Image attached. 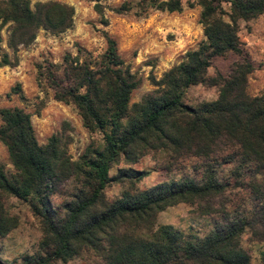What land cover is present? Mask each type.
I'll return each mask as SVG.
<instances>
[{"label": "trees", "instance_id": "trees-1", "mask_svg": "<svg viewBox=\"0 0 264 264\" xmlns=\"http://www.w3.org/2000/svg\"><path fill=\"white\" fill-rule=\"evenodd\" d=\"M0 0V67L13 65L1 48L2 30L6 46L14 54L34 41L39 29L58 34L73 26V6L56 0ZM95 0L94 8L102 13ZM200 7L203 39L187 50L183 59L158 79L150 77L153 88L130 104L131 93L140 80L121 58L117 42L106 31V48L98 56L78 47L66 53L62 63L50 64L41 75L50 83L53 98L73 104L84 127L101 134L102 144L88 146L72 160L62 134H52L40 144L30 119L21 107H0V142L13 167L7 172L0 164V236L18 225L7 209L6 199L26 202L39 219L42 237L38 249L20 256L18 264H57L91 252L94 264H250L241 246L246 223L222 211L223 222L202 236L185 233L172 225L154 227L156 215L178 203H197L202 214L218 210L206 205L224 193L217 168L206 160L218 144L233 147L223 157L235 161V169L250 170V188L262 202L264 219V92L250 95L248 75L253 64L239 39V22L264 14V0H191ZM142 7L179 12L181 0H140ZM123 3L114 8L125 13ZM107 24V20H103ZM228 53L241 56L228 76L207 70L216 57ZM218 87V97L193 106L183 101L185 90L194 85ZM164 153L167 169L178 160L202 159L196 175L168 178L139 189L135 184L145 171L130 167L110 168L124 161L136 163L148 152ZM237 175L239 172L236 171ZM111 182H127L129 188L107 200L104 188ZM62 184H69L62 210L51 196ZM264 241V226L255 231ZM264 264V247L259 251ZM0 264H9L0 258Z\"/></svg>", "mask_w": 264, "mask_h": 264}, {"label": "rangeland", "instance_id": "rangeland-1", "mask_svg": "<svg viewBox=\"0 0 264 264\" xmlns=\"http://www.w3.org/2000/svg\"><path fill=\"white\" fill-rule=\"evenodd\" d=\"M48 1V0H33ZM74 8L73 26L54 34L44 29L37 31L36 38L27 46L19 47L12 53L6 46L7 32L2 30L1 48L7 51L13 65L0 67V107H21L31 116L36 139L40 144L55 133L63 135L66 148L72 160H77L88 146L101 145L98 132H90L84 127L77 108L53 98L50 83L41 75L50 64L62 63L66 53L74 55L80 47L94 56L103 53L106 31L117 42L118 52L140 80V85L131 93L130 104L137 102L153 88L150 77L160 78L171 66L179 63L187 50L195 48L203 39L202 26L199 23L200 7L190 8L181 0L183 9L179 12H167L151 7H142L140 0L99 1L102 13L95 10V0H56ZM123 3L129 6L125 13H116L114 8ZM107 20V24H103ZM239 39L244 53L253 64V71L248 75L247 91L250 95L264 92V14L248 21L239 22ZM241 56L228 53L213 59L207 75L215 76L218 72L228 76L231 67L241 61ZM218 97L217 86L194 85L185 90L183 101L196 106L203 101ZM233 147L218 144L213 156L215 160H202L196 157L178 160L167 169L168 158L164 153L150 151L136 163L126 164L120 161L114 164L109 174L114 175L118 168L130 167L145 171V176L135 184L139 189L150 187L168 178L196 175V168L203 163H211L218 170L219 179L225 185L224 193L213 197L204 206L210 205L217 212L202 214L199 205L178 203L169 206L156 215L154 227L172 225L185 233L202 236L212 229L217 222H223L222 211L230 218H242L246 228L241 237V246L250 256V264H261L259 251L264 241L255 236L264 226L261 214L262 202L252 192L251 172L246 168L236 170L235 161L223 160ZM0 164L7 172L13 167L8 159L5 146L0 142ZM236 171L239 172L237 175ZM69 184H62L58 193L51 196L53 205L62 210L61 204L68 199ZM129 188L127 182H111L104 188L107 200H113ZM6 205L9 213L17 217L18 225L7 235L0 236V258L9 264H18L20 256L32 254L38 249L42 237L39 219L34 216L26 202L8 197ZM98 258L91 252L84 251L65 263L57 264H94Z\"/></svg>", "mask_w": 264, "mask_h": 264}]
</instances>
